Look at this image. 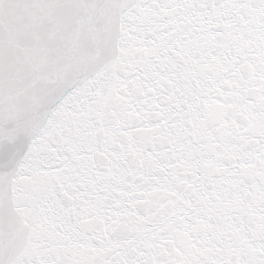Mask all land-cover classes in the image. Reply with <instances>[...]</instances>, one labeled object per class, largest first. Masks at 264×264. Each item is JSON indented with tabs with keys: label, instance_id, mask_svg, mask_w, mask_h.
<instances>
[{
	"label": "water",
	"instance_id": "1",
	"mask_svg": "<svg viewBox=\"0 0 264 264\" xmlns=\"http://www.w3.org/2000/svg\"><path fill=\"white\" fill-rule=\"evenodd\" d=\"M159 9L157 2L153 8L136 9L122 18L112 0H0V99H14L33 83L43 85L57 73L70 83L94 72L102 60L116 66V75L102 85V95L129 80L134 95L143 96L147 78L141 79L138 69L152 74L162 64L169 73L165 87L172 96L169 109H151L116 124L104 114L103 101L97 104L95 115L109 129L105 152L90 151L96 132L88 130V117L66 127L79 140L73 152L83 175H77L72 190L82 208L70 218L54 221L48 202L62 174H54L39 188L24 178L7 217L0 214V264H112L147 259L158 245L166 261L177 251L159 239L161 226L174 211L167 177L177 171L174 165L181 155L191 160L205 150L207 130L200 121L203 103L198 93L221 73L223 50L264 49V8L249 7L242 14L189 0L166 7L171 11L162 18ZM152 18L159 20L156 25L149 22ZM122 26L129 43L114 61L113 53L98 47L97 40L107 32L119 41ZM144 40L153 43L141 50L137 45ZM252 58L258 67L251 72L239 67V58L230 65L236 77L230 89L231 115L234 124L264 135V59L260 53ZM196 146L202 151L196 152ZM248 149V141L231 131L210 149L224 161L212 165L220 177L218 197L224 212L218 210L216 191L208 195L204 189L205 211L211 209L207 224H214L219 219L215 216L224 213L226 229L246 226L225 264H257L264 258V163ZM241 158L248 160L241 175L224 179L227 162L235 164ZM60 191L64 196L66 190ZM21 201L31 217L24 226L16 210ZM198 223L196 230L204 234V222ZM207 256V247L201 246L200 257ZM212 259L209 264L220 261Z\"/></svg>",
	"mask_w": 264,
	"mask_h": 264
},
{
	"label": "snow or ice",
	"instance_id": "2",
	"mask_svg": "<svg viewBox=\"0 0 264 264\" xmlns=\"http://www.w3.org/2000/svg\"><path fill=\"white\" fill-rule=\"evenodd\" d=\"M159 3L160 9L183 5L189 0H112L120 9L121 17L133 13L136 9H148ZM209 7L220 10L237 9L245 14L249 7L257 11L264 8V0H196ZM126 26H122L119 41H115L110 33H101L97 44L106 52L113 53L114 61L120 59L119 53L127 48L129 40ZM152 40L138 42V48L146 50L152 46ZM260 53L264 59V49L249 48L234 52L226 48L220 57L223 69L218 76H213L198 93L203 109L200 121L207 130L203 139L205 150L191 160H180L174 165L177 171L168 175L171 181L169 201L174 205L173 214L160 228L159 239L177 249L166 261L157 251L147 259L139 258L131 261L114 260L112 264H209L200 257L202 241L196 230L197 217L203 223L207 219L204 211L207 203L204 189L211 195L216 191L217 177L212 171L213 162L224 163L217 159L210 150L216 142L231 131L232 135L246 139L249 153L255 154L264 163V135H258L247 127L241 128L233 123L232 112L234 101L230 89L235 80V73L230 65L239 58V67L244 72H251L258 67V61L252 56ZM157 72L149 74L147 70L138 69L137 75L146 79L147 87L143 96H135L131 91V81L124 80L107 94L102 95L103 83L116 75L115 63L101 61L94 72L82 74L70 83H64L60 73L48 78L43 85L33 83L30 90H25L14 99H0V214L7 217L11 210L14 194L22 191L20 183L30 178L33 186L39 188L56 173H61L60 183L55 185V195L49 199L47 211L52 219L70 218L81 210L79 195L72 190L80 172V166L74 159V145L79 140L65 131L72 122L88 117L90 129L96 132V142L90 151L105 152L108 147L109 129L102 126L97 118L96 105L104 103L103 112L116 124L129 116H142L151 109L167 110L171 107L165 81L169 73L164 65H156ZM264 76V73H261ZM163 89V90H162ZM229 125L232 127L229 129ZM83 151V150H82ZM83 164V162H81ZM229 164L224 179L241 175L242 165L248 160L241 158L238 163ZM87 167L86 165H84ZM171 166V165H170ZM264 188V185L261 186ZM60 190H66L61 196ZM67 202H64V197ZM20 215L21 226L30 222V210L23 207L22 201L16 209ZM74 228L75 225H72ZM257 264H264V258Z\"/></svg>",
	"mask_w": 264,
	"mask_h": 264
}]
</instances>
